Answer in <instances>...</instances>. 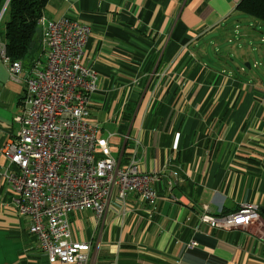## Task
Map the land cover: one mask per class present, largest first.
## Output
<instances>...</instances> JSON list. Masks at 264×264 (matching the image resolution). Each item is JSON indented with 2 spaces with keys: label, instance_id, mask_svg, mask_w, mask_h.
Here are the masks:
<instances>
[{
  "label": "crops",
  "instance_id": "obj_1",
  "mask_svg": "<svg viewBox=\"0 0 264 264\" xmlns=\"http://www.w3.org/2000/svg\"><path fill=\"white\" fill-rule=\"evenodd\" d=\"M240 2L48 3L47 18L90 26L83 65L98 73L88 117L98 137L122 166L136 150L139 170L159 177L155 206L134 195L123 212L114 196L101 220L91 211L70 215L73 240L91 246L89 264H264V53L262 69L250 62L264 26L244 17L247 47L227 46L228 30L241 29ZM43 32L39 24L18 81L0 40V264H49L3 177V149L18 136L26 82L47 65ZM246 204L259 207L258 219L226 227L225 218ZM205 214L219 226L202 223Z\"/></svg>",
  "mask_w": 264,
  "mask_h": 264
},
{
  "label": "built area",
  "instance_id": "obj_2",
  "mask_svg": "<svg viewBox=\"0 0 264 264\" xmlns=\"http://www.w3.org/2000/svg\"><path fill=\"white\" fill-rule=\"evenodd\" d=\"M40 24L47 65L26 82L23 114L16 118L18 136L3 149L9 163L3 177L14 193L18 214L30 220V233L48 263L89 264L91 246L73 240L70 215L91 211L101 220L114 196L123 212L134 195L155 206L158 196L152 186L159 177L139 170L136 150L128 165L122 166L109 141L99 138L97 125L88 120L93 96L99 91L98 73L83 65L91 35L88 23L44 16ZM1 55L8 59L4 46ZM8 72L18 81L22 62H11ZM258 215L257 205L246 204L225 218V226H248ZM201 222L219 226L208 214ZM196 246L193 241L188 247Z\"/></svg>",
  "mask_w": 264,
  "mask_h": 264
},
{
  "label": "trees",
  "instance_id": "obj_3",
  "mask_svg": "<svg viewBox=\"0 0 264 264\" xmlns=\"http://www.w3.org/2000/svg\"><path fill=\"white\" fill-rule=\"evenodd\" d=\"M50 0H0V40L10 62L31 58V49ZM237 11L264 26V0H241ZM46 17V16H45Z\"/></svg>",
  "mask_w": 264,
  "mask_h": 264
},
{
  "label": "rangeland",
  "instance_id": "obj_4",
  "mask_svg": "<svg viewBox=\"0 0 264 264\" xmlns=\"http://www.w3.org/2000/svg\"><path fill=\"white\" fill-rule=\"evenodd\" d=\"M244 17L247 18L248 16L241 14V15H239L238 18H236L237 20H239V22H237L239 27H241V29H243V30H241V29L239 31L238 30H234L233 27L228 30V41H226V45L227 46H234L235 44L242 43V46H246L247 47L248 40L247 39H243L241 37L242 36L241 34H245V31H249L250 30L249 23H247L245 21ZM237 32H238V34H237ZM255 45L256 46L259 45L258 51L254 55L256 57L255 58H251L250 62L252 63L253 67H256V66L258 67V64L262 62L261 61V57H260V52L264 53V43H262L260 41V35H257L256 41H255ZM211 50H212V47H210L209 51H211ZM38 55L41 56V53L38 54ZM237 61L240 62L238 59H235L234 63H237ZM232 67H233V65H232ZM259 67H260V69H262V64H259Z\"/></svg>",
  "mask_w": 264,
  "mask_h": 264
},
{
  "label": "water",
  "instance_id": "obj_5",
  "mask_svg": "<svg viewBox=\"0 0 264 264\" xmlns=\"http://www.w3.org/2000/svg\"><path fill=\"white\" fill-rule=\"evenodd\" d=\"M6 6H7V5H6ZM6 6L4 7V9H3V11H2V13H1V15H0V20H1L2 16H3V13H4L5 9H6ZM207 59H209V57H207Z\"/></svg>",
  "mask_w": 264,
  "mask_h": 264
}]
</instances>
